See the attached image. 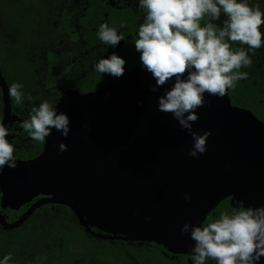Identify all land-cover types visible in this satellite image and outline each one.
<instances>
[{
	"label": "water",
	"instance_id": "obj_1",
	"mask_svg": "<svg viewBox=\"0 0 264 264\" xmlns=\"http://www.w3.org/2000/svg\"><path fill=\"white\" fill-rule=\"evenodd\" d=\"M152 83L133 67L118 79L108 76L96 91L64 94L56 107L70 118L67 137L53 130L39 156L0 173L3 207L19 209L43 196L13 224L0 216L4 227L17 228L41 204L57 203L101 239L188 253L194 242L180 232L184 222L203 223L229 196L245 207L264 205V122L233 106L229 90L222 98L206 94L192 129L210 135L206 151L193 158L191 136L170 113L157 111L160 93L149 91ZM4 107L6 122L7 90ZM60 142L66 151L58 150Z\"/></svg>",
	"mask_w": 264,
	"mask_h": 264
},
{
	"label": "clouds",
	"instance_id": "obj_2",
	"mask_svg": "<svg viewBox=\"0 0 264 264\" xmlns=\"http://www.w3.org/2000/svg\"><path fill=\"white\" fill-rule=\"evenodd\" d=\"M119 3L124 5L127 0ZM134 4L142 17L132 43L136 64L154 81L149 91L160 93L157 111L170 113L191 136L188 155L195 158L206 151L210 135L209 130L193 131L197 109L209 102L206 94L222 98L237 82L247 79L249 73L241 69L249 68L252 56L264 47V10L256 0H134ZM124 28V24H98L97 39L113 51L92 65L93 72L117 79L123 75L127 62L114 50L126 40ZM6 86L8 97L22 103L23 85L12 82ZM69 125V116L47 99L33 105L19 122L27 137L38 143L53 130L67 137ZM9 136L10 129L0 122V173L5 167L17 166ZM58 150L66 151L67 145L60 142ZM183 198L188 201L191 194ZM180 232L194 242L188 251L191 264H260L264 259V205L234 207L204 223L186 221ZM0 264H16L13 254L0 255Z\"/></svg>",
	"mask_w": 264,
	"mask_h": 264
},
{
	"label": "flooded vegetation",
	"instance_id": "obj_3",
	"mask_svg": "<svg viewBox=\"0 0 264 264\" xmlns=\"http://www.w3.org/2000/svg\"><path fill=\"white\" fill-rule=\"evenodd\" d=\"M0 122L10 129L9 143L14 146L17 160H29L39 156L45 141L38 143L27 137L19 126L33 105L47 99L56 106L61 97L70 90L80 93L96 91L99 83L108 78L91 70L101 57L113 51L96 37V27L107 22L111 27L124 24L126 40L114 51L125 58L126 70L138 67L137 54L132 43L136 38L137 25L142 17L135 12L134 0L121 5L119 0H0ZM264 64V62H263ZM241 69L249 73L247 79L239 81L254 96L234 88L229 90L231 104L250 110L264 122V65ZM258 67V68H256ZM21 83L22 103L9 98L10 115L5 122L4 90L7 84ZM250 91V93H251ZM244 100V101H243ZM246 100V101H245ZM3 192L0 185V216L8 224L17 222L31 205L42 199L34 198L19 209L2 206ZM243 203L229 196L207 215L204 222L216 218L221 211L230 212ZM36 216L42 230L53 225L72 233L71 224L76 221L89 241H102L100 259L78 258L67 262L56 260V264H191L189 253H175L161 244L146 241H124L101 239L87 232L72 210L62 204L44 203L17 228L6 229L0 222V235L14 230H23L28 239V219ZM203 222V223H204ZM59 223V224H57ZM51 224V226H49ZM96 233L100 230L92 228ZM2 236V235H1ZM56 236V235H55ZM53 235H43L45 243ZM3 247V246H2ZM74 248L83 249L79 241ZM24 248V247H23ZM5 252L0 250V255ZM22 263H27L29 254L22 250ZM50 260V259H49ZM17 264V262H16ZM206 264L211 262L206 261Z\"/></svg>",
	"mask_w": 264,
	"mask_h": 264
},
{
	"label": "trees",
	"instance_id": "obj_4",
	"mask_svg": "<svg viewBox=\"0 0 264 264\" xmlns=\"http://www.w3.org/2000/svg\"><path fill=\"white\" fill-rule=\"evenodd\" d=\"M256 2L259 4L260 8L264 10V0H256ZM2 5L3 3L0 2V12L4 11ZM261 30L264 31V25L261 26ZM231 47L235 48L236 45L233 44ZM263 62L264 47L257 50L255 55L252 56V65L249 68L254 67L256 64H263ZM235 89L240 90L241 92L243 91L244 95L248 94L249 96L250 94L255 98L254 93L251 90L248 91L245 88V85L236 83ZM39 226L40 222L38 221V218L36 216H32L28 219L27 230L30 231L27 235L28 239L24 235L22 229L10 231L5 235L1 234L0 250L5 253L11 252L17 264L22 263V250L24 252L27 251L29 254L27 263L23 264H56V260L67 262L69 259L78 258L89 260L90 257L100 259L103 252V248L100 245H102L103 242L96 239L89 241L81 226L76 221H73L71 224L73 228L72 233L62 229V223L59 228L54 225L49 228L46 225L45 230H42L41 227L38 228ZM49 226H51V224ZM43 235L56 236L50 237L45 241V243H42ZM74 241H79L82 244L83 249L74 248Z\"/></svg>",
	"mask_w": 264,
	"mask_h": 264
}]
</instances>
